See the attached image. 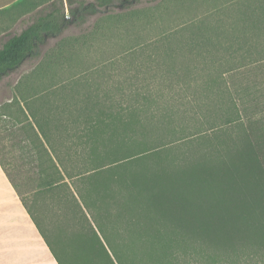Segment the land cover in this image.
Returning <instances> with one entry per match:
<instances>
[{
    "label": "trees",
    "instance_id": "16d2710c",
    "mask_svg": "<svg viewBox=\"0 0 264 264\" xmlns=\"http://www.w3.org/2000/svg\"><path fill=\"white\" fill-rule=\"evenodd\" d=\"M138 1L67 0L68 17L52 2L1 44L0 85L40 59L0 105L33 182L27 211L45 238L47 220L56 239L84 237L89 264H264V0ZM86 44L120 51L77 62Z\"/></svg>",
    "mask_w": 264,
    "mask_h": 264
},
{
    "label": "rangeland",
    "instance_id": "374dc122",
    "mask_svg": "<svg viewBox=\"0 0 264 264\" xmlns=\"http://www.w3.org/2000/svg\"><path fill=\"white\" fill-rule=\"evenodd\" d=\"M71 1L94 2L95 0ZM163 1L165 0H139L138 3L134 4L131 9H133V11H142L145 13H149L148 9H152L155 5L158 4L161 5ZM52 2L57 4L61 3L64 14L66 15V17L69 16V6L67 4V0H46L39 7L28 13L25 12L24 14H22V16L19 13H16L12 14L10 18H0V46L9 36L19 34L21 30L32 23L35 18L47 12L51 8L50 3ZM131 11L132 10H129L127 13ZM108 12H110L109 15L112 16L123 15L126 11H123L119 8H113ZM105 17L106 15L93 16L89 18L86 24L79 27L71 26L63 33L61 37L57 39H49L45 46L42 47V57L46 54L48 55L50 51L56 49L61 40H65L70 37L73 39L81 38L82 36L87 35L92 31V29H94L93 27L99 23L98 20L100 18L104 19ZM84 47L85 48L81 50L82 57L80 60H77V62L87 64L96 63L97 61L102 59H108L109 57H113L114 55L119 54L120 51L118 49L119 47H117L115 44H94V46L91 47L86 44L84 45ZM39 60L26 62L18 73L12 74L11 76L3 80L0 85V105L3 103H8L13 99V97L15 96L13 86L20 80L24 73L29 72L35 65H37ZM77 62L72 60L71 64L74 65ZM7 85L11 86L8 87ZM9 121L10 120L0 116V155L3 157L5 155L4 158H7L9 160L12 159L18 166H21L20 168L22 169V161L20 158L21 153L17 150L16 146H14L15 142H17V139L9 137L7 135L8 133L4 131L7 126H10L8 125ZM14 181L15 183L18 182L21 185L26 184L28 182V176L25 173L22 174V172H20L19 174L17 173ZM24 189L22 187V192H24ZM44 226L46 228L49 227L50 231L52 229V232L57 235L56 231H59L57 229L58 227L54 226V228L56 227V230L54 231L53 227L50 226L46 221L44 223ZM50 240L52 242L50 244L54 247V252L58 258L59 264H89L90 258L94 256V253H92L88 249L89 242L84 237L77 239L75 235L72 236L70 234H68L66 238L58 237L57 240L60 243L59 245H57V242L54 239L50 238Z\"/></svg>",
    "mask_w": 264,
    "mask_h": 264
},
{
    "label": "crops",
    "instance_id": "0c3cea01",
    "mask_svg": "<svg viewBox=\"0 0 264 264\" xmlns=\"http://www.w3.org/2000/svg\"><path fill=\"white\" fill-rule=\"evenodd\" d=\"M19 1L21 0H0V11L10 8ZM18 151L21 153L22 169L12 159L4 158L5 155L3 159L14 165L6 166L10 175L0 164V264H59L54 247L50 244L52 243L50 238L54 239L57 245L60 244L56 239L57 235L52 229L50 231L49 227L44 226V221L42 229L46 234L45 238L27 211V207L33 202L30 193L33 182H29L28 165H25L26 156L22 151ZM20 172L27 174L26 184L15 183L16 174ZM22 187L25 188L24 192ZM34 207L33 205V212L37 209ZM46 222L54 231L56 230L57 226L54 228L51 221Z\"/></svg>",
    "mask_w": 264,
    "mask_h": 264
}]
</instances>
